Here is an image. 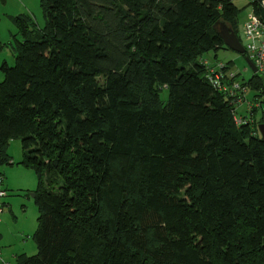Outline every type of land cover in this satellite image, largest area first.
<instances>
[{"label": "trees", "instance_id": "trees-1", "mask_svg": "<svg viewBox=\"0 0 264 264\" xmlns=\"http://www.w3.org/2000/svg\"><path fill=\"white\" fill-rule=\"evenodd\" d=\"M262 1L248 6L264 23ZM41 8L42 29L17 18L15 64L0 68V166L14 164L8 148L21 140L19 164L38 181V254L14 264H264V115L238 126L237 101L208 81L202 59L229 50L221 22L242 42L241 9L233 0ZM244 88L254 101L264 93L258 75Z\"/></svg>", "mask_w": 264, "mask_h": 264}, {"label": "rangeland", "instance_id": "rangeland-1", "mask_svg": "<svg viewBox=\"0 0 264 264\" xmlns=\"http://www.w3.org/2000/svg\"><path fill=\"white\" fill-rule=\"evenodd\" d=\"M233 1L241 9L238 24L239 36H241L244 45L242 28L247 21L248 15L252 12L251 7L248 6L250 0ZM17 18L24 19V23L28 24L29 28H44L45 19L41 8V0H0V44L2 47V50H0V68L4 62L9 66H14L15 64L16 52L14 50L16 40H23ZM218 30L220 31V26H218ZM202 59L204 61L207 60L210 65H216L218 62L231 63L232 68L230 69V73L237 75L240 83H246L253 77V72L246 57L231 49L211 51L203 56ZM259 75H264V72ZM2 80L3 74L0 71V82ZM255 92V90L250 89L246 100L236 106L237 119L245 120L253 118L257 122H260L263 117L261 109H258L253 117L249 111V105L254 101L252 98ZM167 97L168 93L164 92L162 94V100L166 101ZM256 125L259 127L258 123ZM8 152L14 164L0 166V174L4 176L6 185L9 186V197L7 196L5 201L10 204V207L6 208L7 210L0 215V230L8 237L9 244L5 245L1 250L23 247L28 253V256H35L38 254V247L34 239V234L37 230L39 216L38 208L34 201V191L38 184L37 177L33 170L19 164L23 160L21 140L11 141ZM24 241H26L25 245L23 244ZM1 250L0 252H2ZM2 254L5 256L4 253H1V256ZM3 256L2 258L6 262L8 259ZM0 264H2L1 261ZM11 264H14V261Z\"/></svg>", "mask_w": 264, "mask_h": 264}, {"label": "built area", "instance_id": "built-area-1", "mask_svg": "<svg viewBox=\"0 0 264 264\" xmlns=\"http://www.w3.org/2000/svg\"><path fill=\"white\" fill-rule=\"evenodd\" d=\"M261 6L264 7V1L261 2ZM243 36L246 43L244 44L246 56L253 62L259 75L264 72V23L258 15L255 14L253 9L243 26ZM203 64L208 71L207 79L213 86L227 93L234 101H237V106L246 100L248 89L244 88V83H240L237 78L234 80L233 84L229 85V83H227L235 79V74L232 75L230 71L226 70V63L218 62L215 66H212L208 61H203ZM240 93L243 94L242 98L238 97ZM253 108L256 110L261 109L264 115V93H262L254 103L249 105V111L252 117L251 111ZM250 119L252 121L253 118ZM250 119L243 120L236 118L235 121L236 124L240 126L247 123ZM4 185V177L0 175V215L3 214L6 209L5 198L8 196V191ZM0 261L2 264H7L1 256V252Z\"/></svg>", "mask_w": 264, "mask_h": 264}, {"label": "water", "instance_id": "water-1", "mask_svg": "<svg viewBox=\"0 0 264 264\" xmlns=\"http://www.w3.org/2000/svg\"><path fill=\"white\" fill-rule=\"evenodd\" d=\"M218 26H220V31L217 29L218 35L222 38L224 44L227 48L235 51L236 53H239L240 55H244L246 57V60L253 72L254 75H258V70L253 64V62L249 59V57L246 56V50L244 48V45L239 40L237 34L233 30L231 26H228L227 24L221 22ZM259 79L263 82L264 85V75H258ZM259 131L261 134V138L264 141V124L259 125ZM35 197V194H34Z\"/></svg>", "mask_w": 264, "mask_h": 264}, {"label": "crops", "instance_id": "crops-1", "mask_svg": "<svg viewBox=\"0 0 264 264\" xmlns=\"http://www.w3.org/2000/svg\"><path fill=\"white\" fill-rule=\"evenodd\" d=\"M242 37L244 39V36H243V28H242ZM244 44H245V41H244ZM205 61H207V60H205ZM212 66H215V65H212ZM0 175H2V174H0ZM4 184H5V187H6L7 191L9 192L10 191L9 188H8L9 186L6 185L5 179H4ZM5 203H6V208L10 207V204L7 201H5ZM6 210L7 209H5V211ZM0 226H1V224H0ZM15 239H16V237H15ZM8 244H9L8 237L6 236V234H4V232H2V230H0V250L3 249L5 247V245H8ZM23 244L25 245L26 244V241H24ZM10 246H12V245H10ZM1 251H2L1 253H4L5 254V256H3V254H2V256L5 257V258L7 257V259H8V260L5 259L6 262L8 261L7 264H11L12 261H14V263H15V261L17 260V258L20 255H24V254L25 255H28V253L26 252L25 249H23V247H21V248H14V249H7V250L4 249V250H1Z\"/></svg>", "mask_w": 264, "mask_h": 264}]
</instances>
